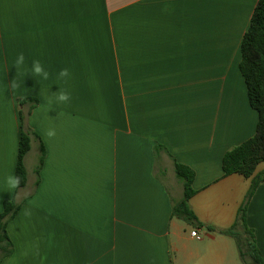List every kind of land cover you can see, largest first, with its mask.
I'll list each match as a JSON object with an SVG mask.
<instances>
[{"label":"crops","instance_id":"crops-1","mask_svg":"<svg viewBox=\"0 0 264 264\" xmlns=\"http://www.w3.org/2000/svg\"><path fill=\"white\" fill-rule=\"evenodd\" d=\"M257 1L0 0V213L18 205L0 264H243L237 213L264 163L246 179L221 161L257 124L238 68ZM34 59L49 80L25 75ZM59 87L71 101L53 106ZM21 130L26 182L10 191ZM175 164L201 227L171 216ZM245 226L264 256V181Z\"/></svg>","mask_w":264,"mask_h":264},{"label":"trees","instance_id":"trees-1","mask_svg":"<svg viewBox=\"0 0 264 264\" xmlns=\"http://www.w3.org/2000/svg\"><path fill=\"white\" fill-rule=\"evenodd\" d=\"M238 68L244 80L249 105L256 111L258 119L254 135L227 151L222 157L221 168L224 176L238 174L248 179L253 176L257 165L264 163V0L257 1L249 25L241 39ZM29 149V137L21 130L15 165V175L21 177V184L18 189L22 188L26 182L24 157ZM174 172L182 180L183 194L182 199L172 206L171 216L188 225L201 227L202 225L197 222L188 206V200L194 194L191 188L194 174L189 168L180 164H175ZM262 181H264V172L252 179L246 199L237 213L235 225H240L244 232L249 235L248 250L245 253L242 252L241 245L236 239L238 254L243 264H264V256L254 245L253 233L245 226L246 204L254 189ZM17 209L18 205L14 199L3 202L0 213V251L3 254L1 256H8L12 252V245L6 234V226L14 217ZM222 234L233 235V230L223 231Z\"/></svg>","mask_w":264,"mask_h":264},{"label":"clouds","instance_id":"clouds-1","mask_svg":"<svg viewBox=\"0 0 264 264\" xmlns=\"http://www.w3.org/2000/svg\"><path fill=\"white\" fill-rule=\"evenodd\" d=\"M25 59L26 58L23 52L17 54V57L13 63L17 71L21 67H23V65L25 64ZM27 73H31L32 76L35 78L39 77L40 80L42 81L49 80L50 75H51L50 72L46 70L43 63L39 59H34L32 61L31 68L25 71V75ZM70 76H71L70 70L68 68H62L57 74V79L67 81L70 78ZM18 87H19V84L13 79L11 82V88L16 89ZM48 92H49V89H48ZM70 101H71V93L65 89H62L61 87H59L58 91L52 92L51 94H49V102L53 106L68 104L70 103ZM45 135L50 139L54 138L56 136L55 128H48L45 131ZM5 183L7 185L8 190L10 191L14 189H18L21 184V177L18 175H8L7 177H5Z\"/></svg>","mask_w":264,"mask_h":264},{"label":"rangeland","instance_id":"rangeland-1","mask_svg":"<svg viewBox=\"0 0 264 264\" xmlns=\"http://www.w3.org/2000/svg\"><path fill=\"white\" fill-rule=\"evenodd\" d=\"M6 234H7V226H6ZM235 237L238 240L239 244L241 245L242 252H244V253L247 252V250H248L247 243L249 240V235L247 233H245L244 230L241 229V227H239L237 229V233H236ZM0 254H1V251H0Z\"/></svg>","mask_w":264,"mask_h":264},{"label":"built area","instance_id":"built-area-1","mask_svg":"<svg viewBox=\"0 0 264 264\" xmlns=\"http://www.w3.org/2000/svg\"><path fill=\"white\" fill-rule=\"evenodd\" d=\"M190 236L198 241L201 239V237L195 231H191Z\"/></svg>","mask_w":264,"mask_h":264}]
</instances>
